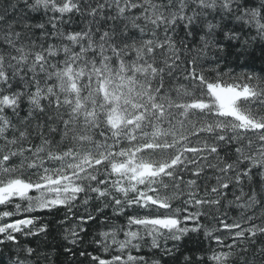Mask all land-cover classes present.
Segmentation results:
<instances>
[{
    "label": "snow or ice",
    "instance_id": "obj_1",
    "mask_svg": "<svg viewBox=\"0 0 264 264\" xmlns=\"http://www.w3.org/2000/svg\"><path fill=\"white\" fill-rule=\"evenodd\" d=\"M53 222L79 264H264V0H0L9 264Z\"/></svg>",
    "mask_w": 264,
    "mask_h": 264
},
{
    "label": "trees",
    "instance_id": "obj_2",
    "mask_svg": "<svg viewBox=\"0 0 264 264\" xmlns=\"http://www.w3.org/2000/svg\"><path fill=\"white\" fill-rule=\"evenodd\" d=\"M37 20H39V17H36ZM259 43L255 42L252 45V48L250 51H255V56L257 59L255 60V65L259 69L260 64V51H259ZM233 59H235L233 57ZM53 221L55 218H49ZM99 225L92 224L88 231L89 236L88 240L92 238L96 234L97 228ZM50 235L47 237L45 236H39V237H21L20 241L21 244H24L26 246H32L36 247L39 245L41 248L47 250V251H53V262L54 264H79L80 257H72L70 255H66L63 253V249L60 247L61 243H63V233L62 230L57 226L55 222H53L50 225ZM203 237L202 235L197 234H190L188 237H185V239L181 242L180 250L177 253V260L176 264H183V256L189 255L195 258L196 256L200 255V250L202 247H207L206 242L202 244ZM85 248L88 247V244L85 243ZM12 248L11 247H0V264H9V256L12 255ZM181 253L183 255H181Z\"/></svg>",
    "mask_w": 264,
    "mask_h": 264
}]
</instances>
